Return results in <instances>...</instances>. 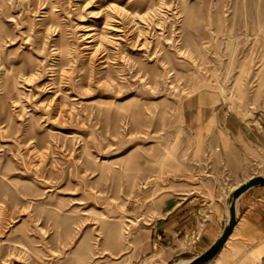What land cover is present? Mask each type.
<instances>
[{"label":"rangeland","instance_id":"obj_1","mask_svg":"<svg viewBox=\"0 0 264 264\" xmlns=\"http://www.w3.org/2000/svg\"><path fill=\"white\" fill-rule=\"evenodd\" d=\"M199 98L264 121V0H0V264L197 255L152 226L234 186L185 122ZM231 239L207 264H264V234Z\"/></svg>","mask_w":264,"mask_h":264},{"label":"crops","instance_id":"obj_2","mask_svg":"<svg viewBox=\"0 0 264 264\" xmlns=\"http://www.w3.org/2000/svg\"><path fill=\"white\" fill-rule=\"evenodd\" d=\"M184 118L203 140H210V143L212 141L218 145L227 176L234 180V186L229 189L224 199L209 200L194 196L181 201L165 215L157 218L152 229L155 234L162 235L164 243L169 244L195 235L196 240L191 247L201 254L223 232L229 217V192L253 176H246L249 152L251 148L264 150V121L259 126L257 121L246 120L212 102H203L200 98L185 108ZM237 213L238 222L219 255L227 257L231 253V246L240 244L239 241H232L234 235L258 239L264 234V186H255L244 193L239 199ZM205 214L208 217L207 222L201 220ZM182 262L183 260L180 264Z\"/></svg>","mask_w":264,"mask_h":264},{"label":"water","instance_id":"obj_3","mask_svg":"<svg viewBox=\"0 0 264 264\" xmlns=\"http://www.w3.org/2000/svg\"><path fill=\"white\" fill-rule=\"evenodd\" d=\"M255 186H264V174H257V175L251 176L247 180L241 182L239 185H236L229 192L227 196L229 217L225 224L223 232L216 239V241L204 252H202L201 254L189 257V258H184L188 260L186 264H207L219 255V253L225 246V243L227 242V240L233 233L234 228L238 222L237 207H238L239 199L244 193H246L248 190H250L251 188Z\"/></svg>","mask_w":264,"mask_h":264},{"label":"built area","instance_id":"obj_4","mask_svg":"<svg viewBox=\"0 0 264 264\" xmlns=\"http://www.w3.org/2000/svg\"><path fill=\"white\" fill-rule=\"evenodd\" d=\"M262 124H263V121L259 120V121H258V125H259V126H262ZM159 238H162V235H161V234L159 235ZM195 240H196V239L194 238V241H195ZM194 241H193V242H194Z\"/></svg>","mask_w":264,"mask_h":264},{"label":"bare ground","instance_id":"obj_5","mask_svg":"<svg viewBox=\"0 0 264 264\" xmlns=\"http://www.w3.org/2000/svg\"><path fill=\"white\" fill-rule=\"evenodd\" d=\"M180 262L178 264H180ZM187 262H188V260L187 259H184L183 262H182V264H186Z\"/></svg>","mask_w":264,"mask_h":264}]
</instances>
